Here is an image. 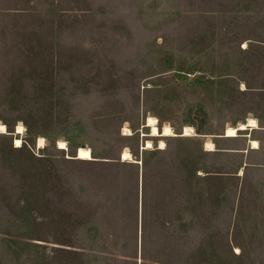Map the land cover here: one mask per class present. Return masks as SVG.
Returning a JSON list of instances; mask_svg holds the SVG:
<instances>
[{"label":"rangeland","instance_id":"1","mask_svg":"<svg viewBox=\"0 0 264 264\" xmlns=\"http://www.w3.org/2000/svg\"><path fill=\"white\" fill-rule=\"evenodd\" d=\"M1 124L0 264H264V0H0Z\"/></svg>","mask_w":264,"mask_h":264},{"label":"bare ground","instance_id":"2","mask_svg":"<svg viewBox=\"0 0 264 264\" xmlns=\"http://www.w3.org/2000/svg\"><path fill=\"white\" fill-rule=\"evenodd\" d=\"M249 119V118H248ZM248 122L245 123V124H240L239 126L237 127H228L227 130H226V135L225 137L226 138H234V137H238L239 136V131H246V130H254V129H257L259 128L258 127V123L257 121L254 119H249L247 120ZM147 126L151 128V136H160V135H163V136H172L174 135L173 134V131L171 129V127L167 126L163 128V130L161 131L158 126H157V119L154 118V117H149L148 118V121H147ZM0 128L3 129V131L1 132H6L5 130V126L4 125H0ZM23 132V128L22 126H19L17 128V134H21ZM193 129L191 127H186L185 130H184V135L186 136H190L192 135L193 133ZM128 133V132H127ZM44 139H40L39 140V146L40 147H43L44 144ZM250 144L252 146V148L254 149H259L260 148V143L258 140H251L250 141ZM22 145V140L17 138L15 139V146L16 147H20ZM160 146L161 148H164V142H161L160 143ZM153 147V144L151 141H147V144H146V148L147 149H150ZM59 148L60 149H66L67 148V144L66 142L64 141H60L59 142ZM206 148L209 150V151H213L215 150V146H214V143L212 142H207L206 143ZM122 157H123V161H127V160H131L132 159V156H131V153H129L128 151H125L123 154H122ZM80 158H90L88 153L86 152H83L80 154Z\"/></svg>","mask_w":264,"mask_h":264},{"label":"snow or ice","instance_id":"3","mask_svg":"<svg viewBox=\"0 0 264 264\" xmlns=\"http://www.w3.org/2000/svg\"><path fill=\"white\" fill-rule=\"evenodd\" d=\"M0 131H3V129H2V128H0Z\"/></svg>","mask_w":264,"mask_h":264},{"label":"trees","instance_id":"4","mask_svg":"<svg viewBox=\"0 0 264 264\" xmlns=\"http://www.w3.org/2000/svg\"><path fill=\"white\" fill-rule=\"evenodd\" d=\"M9 132H12V131H9Z\"/></svg>","mask_w":264,"mask_h":264}]
</instances>
